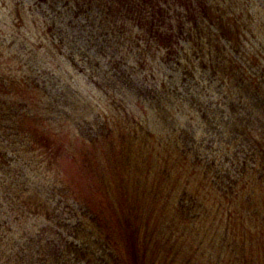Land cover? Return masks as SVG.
I'll list each match as a JSON object with an SVG mask.
<instances>
[{
  "label": "trees",
  "instance_id": "obj_1",
  "mask_svg": "<svg viewBox=\"0 0 264 264\" xmlns=\"http://www.w3.org/2000/svg\"><path fill=\"white\" fill-rule=\"evenodd\" d=\"M37 2L58 9L40 25L54 59L87 79L95 70L93 84L125 120L106 117V131L83 143L87 181L70 184L58 166L73 158L75 135L52 129L34 88L0 74V264H194L182 243L189 234L201 228L219 246L225 234L232 247L238 223L253 230L240 246L259 243L264 264L260 8L242 19L225 0ZM153 60L162 76L172 69L155 79L162 84L136 68ZM213 151L234 158H209ZM186 167L192 181L181 180Z\"/></svg>",
  "mask_w": 264,
  "mask_h": 264
},
{
  "label": "rangeland",
  "instance_id": "obj_2",
  "mask_svg": "<svg viewBox=\"0 0 264 264\" xmlns=\"http://www.w3.org/2000/svg\"><path fill=\"white\" fill-rule=\"evenodd\" d=\"M225 1L226 3L223 4V7L229 3L234 5V8L228 5L227 9L234 10L236 15L242 14V19L246 18L247 7H249L250 11L252 9L253 12H257L256 10L260 8V20L264 24V0ZM59 7L60 10H65L66 5L61 2ZM57 10L44 9V6L39 5L37 0H0V74L14 75L34 88L37 93L46 99L45 105L48 110L46 116L52 129H55V131L62 130L64 134H69V136L75 135L72 140L73 158L69 156L62 157L59 161L58 170L64 181L70 184H76V182L82 184L87 180L80 177L79 166L83 151L81 146L88 141L91 135L106 131L104 128L106 117H112L117 115V113H119L118 118L125 120V117L122 116V111L118 108L117 103L112 105V101L108 99L109 97L105 96L93 84L97 74L95 70L90 72L92 76L87 79L82 74L80 75L81 71L79 68L74 70L72 68L67 69L65 63H58L53 57V52H49L52 34L47 32L46 28L44 29L45 31H42L40 25L43 19L51 18ZM228 15L231 16V13L229 12ZM59 20L68 22V19H65L64 16L60 17ZM260 38L261 46L264 48V32ZM260 53H264V51ZM102 60H105L104 57ZM157 63V60H153V62H145L143 66L136 64V68L139 71L141 70V75L146 82H153L157 78L165 79L172 71L171 67H167L165 75L162 76L163 72H160ZM75 72H78V75ZM198 76L206 79L201 73H198ZM155 81L162 84V80ZM200 81H195V83H198L197 86L205 84L202 80ZM205 92H211V89L207 88ZM194 105L195 103H193ZM185 108H187L188 114L193 120L190 121L188 117L186 118L182 115V117L180 116V123L183 127H186L190 121L194 126L198 122L197 115L193 114L194 111L190 112L189 105H185ZM185 108L184 112L186 111ZM193 109L195 110L196 107H192ZM97 117L100 119H97ZM189 129L191 132L196 131L198 140L205 136L198 129L195 130L193 127H189ZM213 152H209V158L212 155L215 156V160L218 159L220 161L234 158L233 152L229 154H226V152L221 154L218 151ZM217 164L220 165L221 162L218 161ZM224 169L221 168L220 171ZM182 170L184 174H182L181 180L192 181L193 177L190 174V168L186 167V169ZM34 180L40 181L37 176L34 177ZM204 226V231L210 227L206 224ZM240 227L241 224L239 223L238 226H230L233 229V235H235L230 237V241L232 243L235 239L237 240V245L232 247L226 243L225 234H221L223 246H219L218 242L212 243L210 237L208 240L203 239L202 233L204 232L199 228L194 232V235L189 234L188 238L185 237L188 241H182L184 252L187 257H195L196 261L194 264H245L246 262V264H258L260 258L258 259L256 255L260 254L259 243L254 248L246 244L244 247L240 246L241 241L245 238L243 231L253 234V230L245 229L246 226L243 228V225ZM223 229H227L225 223ZM198 231L199 233L197 234ZM258 233H260V230H258ZM181 262L183 260H180L179 263L181 264Z\"/></svg>",
  "mask_w": 264,
  "mask_h": 264
}]
</instances>
